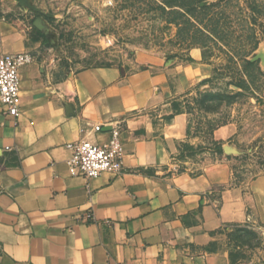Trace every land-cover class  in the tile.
I'll use <instances>...</instances> for the list:
<instances>
[{
    "label": "crops",
    "instance_id": "crops-1",
    "mask_svg": "<svg viewBox=\"0 0 264 264\" xmlns=\"http://www.w3.org/2000/svg\"><path fill=\"white\" fill-rule=\"evenodd\" d=\"M0 14V52L35 56L18 124L0 105V264H230L226 228L264 226V173L233 185L177 167L184 142L224 146L238 131L192 124L190 97L212 73L202 48L76 70L17 0H0ZM114 127L123 172L73 176L67 144H107Z\"/></svg>",
    "mask_w": 264,
    "mask_h": 264
},
{
    "label": "rangeland",
    "instance_id": "rangeland-1",
    "mask_svg": "<svg viewBox=\"0 0 264 264\" xmlns=\"http://www.w3.org/2000/svg\"><path fill=\"white\" fill-rule=\"evenodd\" d=\"M30 0L39 8L20 6L30 12L33 27L63 64L76 70L94 66L121 65L145 57L182 58L192 47L203 50L210 64L206 87L191 95L188 110L196 131L210 133V126L231 121L237 133L218 153L214 141H206L176 158L179 170L212 171L214 180L230 176L233 185L247 184L264 173V60L247 62L264 52V0ZM196 5L192 4L195 3ZM195 6V7H194ZM2 14H0L1 16ZM42 16L48 34L35 27ZM246 80L250 90L233 82ZM234 94L212 112L205 113L195 99L200 91ZM203 147V148H202ZM248 227L260 235L253 248L238 247L230 240L233 264H264V226Z\"/></svg>",
    "mask_w": 264,
    "mask_h": 264
},
{
    "label": "built area",
    "instance_id": "built-area-1",
    "mask_svg": "<svg viewBox=\"0 0 264 264\" xmlns=\"http://www.w3.org/2000/svg\"><path fill=\"white\" fill-rule=\"evenodd\" d=\"M34 61L35 56L31 52H0V105L5 114L15 118L16 124L22 105L21 69ZM101 129V125L95 127L96 131ZM110 133L111 138L107 144L87 138L67 144L71 151L67 162L73 176L92 179L103 174L117 176L123 172L125 150L121 128L114 127Z\"/></svg>",
    "mask_w": 264,
    "mask_h": 264
},
{
    "label": "trees",
    "instance_id": "trees-1",
    "mask_svg": "<svg viewBox=\"0 0 264 264\" xmlns=\"http://www.w3.org/2000/svg\"><path fill=\"white\" fill-rule=\"evenodd\" d=\"M202 0L197 1V4L201 9H207L209 8V5H201L200 3ZM196 5L195 3H192ZM195 7V6H194ZM257 61L248 60L249 65H254ZM211 78H208L206 80L207 82H210ZM239 89L242 90H250L252 87L250 84L246 82V80L241 79L239 81L233 82ZM242 92H235L234 94H227L226 92H219V91H213V90H206V91H200L198 96L196 97L195 101L199 105V108L204 111L206 114L209 112H212L214 109H217L224 101L225 99H229L227 104L232 101V99L236 98V96L241 95ZM230 121H222L219 124L215 126H210L209 131L213 133V131L220 127L221 125L227 124ZM191 130V126H190ZM214 150H216L218 153H224L225 149L222 142L214 141ZM184 146V149L186 150H195V145H192L188 142H184L182 144ZM203 148V147H202ZM228 237L230 240H232L236 246L241 247V245H247L249 248H253L257 244H260V235L259 233L247 225H234V228L228 233ZM257 243V244H256ZM236 259V255L233 252H230V264H233L234 260Z\"/></svg>",
    "mask_w": 264,
    "mask_h": 264
},
{
    "label": "water",
    "instance_id": "water-1",
    "mask_svg": "<svg viewBox=\"0 0 264 264\" xmlns=\"http://www.w3.org/2000/svg\"><path fill=\"white\" fill-rule=\"evenodd\" d=\"M22 6H26L29 8H32L34 10H39L38 7L34 6L30 0H17ZM34 25L36 28H38L40 31L44 32L45 34H48V27L46 25L45 19L42 16H39L35 19ZM252 61H258V60H264V52H259L256 54L252 59ZM226 152H229L228 148H225Z\"/></svg>",
    "mask_w": 264,
    "mask_h": 264
}]
</instances>
